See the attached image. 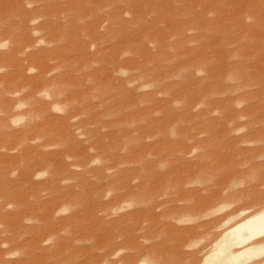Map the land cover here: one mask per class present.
Wrapping results in <instances>:
<instances>
[{"label": "rangeland", "instance_id": "obj_1", "mask_svg": "<svg viewBox=\"0 0 264 264\" xmlns=\"http://www.w3.org/2000/svg\"><path fill=\"white\" fill-rule=\"evenodd\" d=\"M261 1L0 0L6 3L0 6V264L149 262L146 252L135 258L137 241L167 256L176 250L174 258L189 264L212 247L223 218L264 206L253 200L264 195V165H241L238 154L264 144ZM251 2L254 13L241 6ZM31 78L40 81L37 87ZM206 152L212 157H202ZM31 162L36 165L26 170ZM261 162L264 157L255 159ZM233 163L242 170L235 175ZM57 168L61 192L72 190L66 203L49 206L47 178ZM153 181L156 194L182 188L177 194L186 197L177 206L194 203V189L202 196L219 188L223 196L194 216L209 214L165 218L144 239L145 213L135 218L131 212L146 205L140 204L146 191L136 186ZM30 185L44 207L31 198ZM243 188L253 194L239 196ZM19 194L26 198L21 204L29 199L25 208ZM90 207L96 211L91 220L70 222ZM127 255L132 260H123Z\"/></svg>", "mask_w": 264, "mask_h": 264}, {"label": "bare ground", "instance_id": "obj_2", "mask_svg": "<svg viewBox=\"0 0 264 264\" xmlns=\"http://www.w3.org/2000/svg\"><path fill=\"white\" fill-rule=\"evenodd\" d=\"M210 1H217V0H210ZM245 1H247V0H245ZM0 3H2V2H0ZM247 3V2H246ZM252 3V2H251ZM249 3V4H241V6L242 7H246L247 8V10L248 11H251V10H254L255 12H256V10L254 9V8H256L257 7V5L254 3ZM261 3H263V0L261 1ZM6 3H4V4H1L2 6L3 5H5ZM0 5V6H1ZM239 5V4H238ZM240 6V7H241ZM245 8V9H246ZM254 11L252 12V13H254ZM250 13V12H249ZM261 13V11H259V14ZM259 17V16H258ZM264 18V17H263ZM36 18H34V20H35ZM262 19V18H261ZM256 20V19H255ZM18 68V67H17ZM17 68H16V70H17ZM18 69H20V67L18 68ZM31 69V68H30ZM17 72H19V71H17ZM44 72V71H43ZM15 73V72H14ZM22 73V72H21ZM21 73H19L18 75H20ZM24 73V72H23ZM22 73V74H23ZM21 74V75H22ZM25 74V73H24ZM9 75V74H8ZM11 75V74H10ZM15 75H17L16 73H15ZM41 75V74H40ZM12 76V75H11ZM23 76V75H22ZM26 76V75H25ZM34 76V75H33ZM42 76V75H41ZM34 77H37V75L36 76H34ZM12 78V77H11ZM20 78H22V79H24V77H21L20 76ZM46 78V77H45ZM13 79H15V78H13ZM25 79H28V78H25ZM30 79V78H29ZM7 80H10V78L8 79L7 78ZM34 80H36V78H31V80H28V81H32L31 82V86H33V87H37V85H39V80H37V81H34ZM39 81V82H38ZM42 81H43V79H42ZM45 81V80H44ZM27 82V81H26ZM29 82V83H30ZM36 82H38V84L36 83ZM29 83H27L28 85H29ZM44 83V82H43ZM42 84V83H41ZM28 86V87H31V86ZM17 89V88H16ZM30 90V89H29ZM65 90V89H64ZM62 91V92H64V94L66 93L67 94V92L66 91ZM58 93V92H57ZM61 93V92H60ZM59 93V94H60ZM69 93V92H68ZM28 94H29V92H28ZM34 94V93H33ZM33 94H31V95H33ZM63 94V93H62ZM62 94H60V95H62ZM73 93H71V95H72ZM69 95V94H68ZM26 96V95H25ZM24 97V96H23ZM35 97V96H34ZM33 97V98H34ZM29 98H30V96H29ZM23 99H25V98H21V100H23ZM30 99H32V98H30ZM25 101V100H24ZM29 103H30V100H27ZM23 102V101H22ZM28 102H24V103H28ZM21 103V102H20ZM21 104H23V103H21ZM33 106H35V105H33ZM37 106V105H36ZM38 107V106H37ZM37 107H34L35 109H33V107H32V105H31V109L30 110H34L35 112L36 111H38L39 109H41V108H37ZM40 107V106H39ZM7 108V107H6ZM40 111V110H39ZM44 111V110H43ZM45 112V111H44ZM68 112V111H67ZM40 113H43V112H41L40 111ZM38 114V113H37ZM44 114V117H46L45 115H46V113H43ZM63 114V113H62ZM72 114V113H71ZM74 114V113H73ZM49 115V114H48ZM51 115V114H50ZM58 115V114H57ZM70 115V114H69ZM69 115H66V116H69ZM40 116H41V114H40ZM60 116V115H59ZM73 117H75L74 115H72ZM41 117H43V116H41ZM61 117H63V116H60V120H62L61 119ZM48 118V117H47ZM46 118V119H47ZM50 118V117H49ZM48 118V119H49ZM55 119H56V117H55ZM59 123H60V121H59V119L57 118L56 119ZM52 121V120H51ZM54 121V120H53ZM52 121V122H53ZM65 121V120H64ZM55 122V121H54ZM57 122V123H58ZM42 123V122H41ZM61 123H64V122H62L61 121ZM60 123V124H61ZM66 123V122H65ZM65 123H64V125H65ZM39 124V123H38ZM58 125V124H57ZM63 125V126H64ZM37 126V125H36ZM40 129H42V128H40ZM40 129H38V130H40ZM44 129V128H43ZM45 131H46V129H44ZM23 131V130H22ZM41 132H42V130H40ZM44 131V132H45ZM48 131V130H47ZM260 131V130H259ZM44 132H42L43 133V135H44ZM45 134H46V132H45ZM185 134H187V133H185ZM188 134H190V133H188ZM187 134V135H188ZM186 135V136H187ZM253 135V134H252ZM190 137H191V135H190ZM193 137V136H192ZM252 137V136H251ZM187 138H189V135H188V137ZM249 138V137H248ZM182 139V138H181ZM192 139V138H191ZM247 139V138H246ZM184 140V139H183ZM183 140H181V141H183ZM193 140V139H192ZM206 140V139H205ZM201 143V142H200ZM212 143V142H211ZM232 143V142H231ZM215 144V143H214ZM213 144V145H214ZM230 144V143H229ZM175 151V150H174ZM239 151V150H238ZM51 152V151H50ZM49 152V153H50ZM212 152V151H211ZM211 152H209L210 154H211ZM53 153V152H52ZM62 153V152H61ZM207 153V152H206ZM235 153V152H234ZM58 154V153H57ZM238 154H242L243 155V159H242V161H241V165H244V166H250L251 168L253 167V169L254 168H258V167H261L262 165H264V163L263 162H261V163H256L255 164V159L256 158H261V157H264V144L260 147V146H255V147H248V148H243V149H240V151L238 152ZM53 156H55V154H52ZM59 155V154H58ZM62 154H60V156H61ZM202 155V154H201ZM213 155V154H212ZM219 154H217L216 155V157L218 156ZM236 155V154H235ZM49 156V155H48ZM51 157V156H49V158H52V159H54V158H56V156L55 157ZM169 156H170V154H169ZM204 156H208V153H207V155L206 154H204V155H202V157H204ZM210 156V155H209ZM208 156V157H209ZM210 157H212V156H210ZM59 158V157H58ZM61 158V157H60ZM220 157H218V161L217 162H220V160H225L224 159V157H222V159L220 158ZM49 160H51V159H49ZM202 160V159H201ZM212 160V159H211ZM214 160V159H213ZM163 161V160H162ZM208 161H210V160H208ZM257 161V160H256ZM211 162V161H210ZM209 162V163H210ZM35 163H37V162H35ZM207 164V165H210V164ZM223 163V161L221 162V164ZM60 164V163H59ZM215 164H216V162H215ZM36 165V164H35ZM34 162H31V164H29L28 166H26V170H29V169H31V168H33L34 166ZM218 165H220V163H218ZM222 165H224V164H222ZM233 166H232V168L230 169V171H231V173H233V175H235L234 174V172H238V171H242V170H240L239 169V167H237V163H233L232 164ZM252 165V166H251ZM199 166V165H198ZM206 166V165H205ZM211 166V165H210ZM213 166H215V165H213ZM63 167V166H62ZM28 168V169H27ZM60 168V167H59ZM59 168H57V170L56 171H52V172H50L49 173V176H48V181H50L49 183V185H51V188L53 189V192L51 193V194H49L48 193V195H47V200H48V196H49V204L51 203H54V205L55 204H60V202L61 201H63L64 203H66L64 200H66L67 199V195L66 194H68L69 192H70V190H72V189H70V190H68L69 192H66V194L65 193H62L61 192V189H59V188H61L58 184H59V177L62 175L61 174V171L60 170H58ZM205 168H208V167H205ZM25 169V168H24ZM172 169H174V168H172ZM200 169V168H199ZM210 169V167L208 168V170ZM170 170V169H169ZM211 170H213V169H211ZM244 170V169H243ZM204 171H206V170H204ZM24 172H27V173H24ZM28 172L29 171H23V173L25 174H21L20 175V177L22 178V182H26V180H28L27 179V175H28ZM39 172H41V171H39ZM174 172V171H173ZM176 172V171H175ZM174 172V173H175ZM202 172H203V170H202ZM206 172H209V171H206ZM168 173H170V172H168ZM205 173V172H204ZM210 173V172H209ZM61 174V175H60ZM203 174V173H202ZM206 175H207V173H205ZM205 174H203V176H205ZM36 175V174H35ZM37 175H39V174H37ZM150 175H152V174H150ZM149 175V176H150ZM163 175V174H162ZM209 175V174H208ZM146 176H147V174H146ZM155 176V175H154ZM160 177H161V175H159ZM264 176V175H263ZM166 178V177H165ZM221 177H219V179H220ZM20 179V178H19ZM160 179V178H159ZM188 180L186 181V182H188L189 181V179L190 178H187ZM201 179V178H200ZM199 178H197V179H193L192 180V178H191V182H198V183H201L202 182V180H200ZM221 179H224V177L223 178H221ZM219 180V181H223V180ZM148 180V179H147ZM161 180V179H160ZM159 180V181H160ZM163 180V179H162ZM160 181L162 184H163V181ZM206 180V179H205ZM146 181V180H145ZM149 181V180H148ZM204 181V180H203ZM217 181V180H216ZM218 181V182H219ZM225 181H226V179H225ZM183 182V181H182ZM10 183V182H9ZM11 183H13L14 184V181H11ZM27 183V182H26ZM29 183V182H28ZM48 183V182H47ZM159 183V182H158ZM158 183H154V181L153 182H150V183H142L143 185H137L136 186V188L137 189H141V188H143L142 190L143 191H146V193H145V195H146V197H147V199L146 200H143L142 199V201H141V197H139L140 198V204H146L145 205V207H141V208H137L136 210H133L134 212H131L132 214H134L133 216L136 218V217H138L139 215H141V214H144V218H143V220L145 221V222H147V230L148 231H146V233L143 235L144 236V239H150V235L152 236V232H155L156 230H157V226H156V224L158 223L159 225H161V224H165L163 221H164V219L165 218H167V219H174V218H178L177 216H179V215H182L183 213H185V212H187V213H189L188 214V220H194L195 218L197 219L198 217H200V216H202V215H206V214H209L210 212H212L211 210L210 211H208V213H204V214H200V216H194V214L195 213H199V211H201V210H206L207 209V207H210V205L211 204H213V202L214 201H216V199H218L219 197H221L222 198V194H221V192L219 191V188H216V189H218V191L216 190L215 191V189H214V191L212 190V188L210 187V189L209 190H212V192L209 194L208 193V189L207 188H203V190L204 189H207L208 191H205V192H207L205 195H202L201 196V194L200 195H198V194H194L193 192H194V190H191V194L192 195H194L193 197H198L197 199L196 198H194L195 200H193L194 201V203H192L191 205H182V206H177V205H175L176 204V202H178V201H180V200H184V198L186 197V196H179L177 193H179L178 191H181V189L182 188H180V187H177V190L175 189V190H168V191H166V192H162V193H160V194H156V193H154L155 191L157 192V190L155 189L159 184ZM185 183V182H184ZM202 183H204V182H202ZM221 183V182H220ZM260 183V182H259ZM13 184H11L10 185V187H11V189H12V185ZM161 184V185H162ZM181 184V183H180ZM186 184V183H185ZM230 184V183H229ZM253 183H251V185H252ZM257 184V183H256ZM16 185V184H15ZM27 185V184H26ZM29 185V184H28ZM122 185V186H121ZM120 186L121 187H119V189L121 188V189H123L122 187H123V185L124 184H121ZM135 185V184H134ZM177 185V184H176ZM176 185H174V187L176 186ZM251 185H250V187H251ZM14 186V185H13ZM85 186L86 185H84V186H82L83 188H84V190L83 191H85L86 189H85ZM163 186V185H162ZM211 186V185H210ZM218 186V185H217ZM24 187V186H23ZM26 187V186H25ZM28 187V191L31 193V198L33 199L34 198V202H36V203H39V201H41V200H39V201H37L38 199H37V192L33 189V187H31V185H30V187L29 186H27ZM27 187H26V189H27ZM128 187H130V188H127V189H130V190H132V187L131 186H129L128 185ZM161 187V186H160ZM173 187V186H172ZM220 187H222V185H220ZM250 187H249V189H250ZM256 187V186H255ZM135 188V187H134ZM158 189H160L159 187H157ZM248 188V187H247ZM82 189V188H81ZM124 189H126V188H124ZM123 189V190H124ZM155 189V190H154ZM227 189H229V188H227ZM226 189V190H227ZM251 189H252V187H251ZM253 189H254V187H253ZM257 189V188H256ZM67 190V189H66ZM188 190V189H187ZM199 190V189H198ZM226 190H225V193H227L226 192ZM63 191H64V189H63ZM95 192H99L100 190H99V188L97 189V190H94ZM142 191V193H144ZM165 191V190H164ZM183 191V190H182ZM185 191V190H184ZM196 191V190H195ZM229 191V190H228ZM252 194H253V192H252V190H249ZM249 191L247 192H245L244 191V188L242 189V190H239V192H240V194H239V196L242 194L243 196L245 195V194H243V193H249ZM27 192V191H26ZM85 192H87V191H85ZM130 192V191H129ZM210 192V191H209ZM20 193V192H19ZM224 193V194H225ZM254 193H255V191H254ZM21 194V193H20ZM18 195V196H20V199H18V198H16L17 200H19V201H17V203L19 204L18 206H20V202H23V200L25 199L26 200V198H25V195H23V197H21V195ZM23 194V193H22ZM65 194V195H64ZM72 194V193H71ZM89 194V192L87 193V195ZM99 194V193H98ZM140 194V193H139ZM156 194V195H155ZM185 194V193H184ZM183 194V195H184ZM228 194V193H227ZM70 195V194H69ZM73 195V194H72ZM76 195H80V193L78 192V193H75L73 196H70V198H72V197H74V196H76ZM85 195V194H84ZM84 195H81L80 197H83L84 198ZM136 195V194H135ZM142 195V194H141ZM157 195L160 197V196H168V198L166 199V200H161V201H157L156 200V197H157ZM197 195V196H196ZM222 195V196H221ZM232 195H234V197L235 196H237V195H235V193H232ZM242 195H241V197H242ZM248 195H250V193L248 194ZM227 196L228 195H226V198H227ZM230 196H231V194H230ZM239 196H237V197H239ZM246 196V195H245ZM244 196V197H245ZM193 197H192V199H193ZM249 197V196H248ZM247 197V198H248ZM254 197H255V195H254ZM69 198V197H68ZM69 198V199H70ZM87 198H89V196L87 197ZM139 198H137V200L139 199ZM143 198V197H142ZM163 198V197H162ZM166 198V197H165ZM191 198V197H190ZM220 198V199H221ZM233 198V197H232ZM246 198V197H245ZM251 199L253 198V196H251L250 197ZM249 198V199H250ZM40 199V198H39ZM73 199V198H72ZM74 199H76V200H78L77 198H74ZM80 199H82V198H80ZM191 199V200H192ZM241 199V198H240ZM248 199V200H249ZM83 200V199H82ZM85 200V199H84ZM94 200V199H93ZM254 200V202H256L257 204H259V203H262V202H264V195H263V193L262 194H257V196L255 197V199H253ZM252 200V201H253ZM27 201H29V199L27 200ZM27 201L25 202L27 205H28V203H27ZM32 200H30V202H31ZM68 201H70V200H68ZM71 201H74V200H71ZM81 201V200H80ZM230 201V200H229ZM33 202V201H32ZM45 203H48V201L46 202V200L44 201ZM79 202V201H78ZM82 202V201H81ZM80 202V203H81ZM149 202V203H148ZM226 202V201H225ZM224 202V203H225ZM14 203H15V201H14ZM16 203V204H17ZM25 203L24 204H21V206L22 205H24L25 206ZM83 203V202H82ZM221 203V202H220ZM42 203H39V205H41ZM51 204L49 205V206H51ZM88 204H91V203H88ZM132 204V203H131ZM137 204H139V203H137ZM31 205V204H30ZM43 205V204H42ZM41 205V206H42ZM133 205V204H132ZM24 206H22V208L24 207ZM35 206H36V204H35ZM38 206V205H37ZM48 205H46V207H47ZM221 206V205H220ZM219 206V207H220ZM31 207V206H30ZM32 207L33 208H36V207H34V204H32ZM39 207V206H38ZM36 208V211H37V209H39V208ZM42 207H44V206H42ZM25 208V207H24ZM98 208V207H97ZM222 208H223V206H222ZM29 209V208H28ZM220 209H221V207H220ZM17 210V209H16ZM34 209H29V211H33ZM25 211V210H24ZM23 211V212H24ZM28 210L27 211H25V213H24V216L23 217H26L27 215V213L26 212H28V213H30ZM35 211V212H36ZM95 212L96 211H94V209L92 208V207H90V209L88 210V209H86V210H84L83 208L81 209V211H78V212H74L75 214L74 215H71L72 216V218L73 217H77L76 218V220L74 219V221H70V222H72V223H74V222H78V221H83L84 222V220L85 219H87L88 218V220L90 219V216L91 217H93L94 215H95ZM214 212H215V209H214ZM33 213V212H32ZM32 213L31 214H28L29 215V218L30 217H32V218H34V217H36V214L35 213H33V215H34V217H33V215H32ZM197 213V214H198ZM200 213H202V211L200 212ZM23 214V213H22ZM191 214V215H190ZM212 214V213H211ZM30 215H32V216H30ZM93 215V216H92ZM126 215V214H125ZM12 216H15V215H12ZM127 216V215H126ZM129 216V215H128ZM130 216H132V215H130ZM129 216V217H130ZM142 216V215H141ZM15 218H17V216H15ZM26 218H28V217H26ZM31 218V219H32ZM72 218H70V215H69V217H67V218H65V219H71L72 220ZM95 219H96V217H94ZM120 218V217H119ZM221 218V217H220ZM12 219V218H11ZM18 219V218H17ZM25 219V218H24ZM13 220V219H12ZM91 220V219H90ZM141 220V219H140ZM99 221V220H98ZM101 221V220H100ZM212 222V221H211ZM157 224V225H158ZM202 224H204V223H202ZM200 225V224H199ZM145 225L143 224V227H144ZM197 226V225H196ZM222 226H224L223 227V230H221V233L218 235V236H216L213 240H212V242L210 241V246L209 247H211L210 249H208L206 252H201V253H203L201 256L202 257H200V254H199V258L197 259L196 257H194V259H192L191 261H193V260H196V261H194V262H191V263H189V264H264V257L262 258L261 257V255L262 254H264V206H259L258 208H256L255 210H253V211H251V209L249 208V207H242V208H238L237 210H235V211H233L230 215H228V216H226L225 218H223L222 219ZM47 227V226H46ZM45 227V228H46ZM192 227V226H191ZM190 227V228H191ZM194 227H195V225H194ZM197 227H199V226H197ZM202 227V226H201ZM207 227V226H206ZM208 227H209V224H208ZM189 228V229H190ZM193 228V227H192ZM160 229V228H159ZM185 229V228H184ZM188 229V228H187ZM188 229V230H189ZM186 230V229H185ZM209 244H207V245H209ZM175 245V244H174ZM179 245V244H178ZM205 245H206V243H205ZM206 245V246H207ZM132 248L137 252V253H135V258L137 257L136 256V254L138 255V257L139 256H141L142 254H144L145 252H146V254H144V255H146V256H151V257H149V259H150V261L148 262L147 260H145V259H141V260H139L137 263H135V264H182V262H180V260L179 259H176V258H174V253H178V252H176V250L174 251V250H172V251H174V253H173V256H167L166 254H165V252L163 251V250H161V249H158L159 248V246H158V248H157V246H154V245H149V246H144L143 244H142V242H139V241H137L136 243H135V245H133L132 246ZM144 248V249H143ZM202 248H204V247H202ZM174 249V248H173ZM176 249V248H175ZM179 249V248H178ZM201 249V248H200ZM167 250V249H166ZM122 251V248H119V249H117L116 251H114L113 253H112V255H117L119 252H121ZM169 251H171V249H169ZM198 251V250H197ZM203 251V250H202ZM196 252V251H195ZM193 253V252H192ZM191 254V253H190ZM170 255H171V253H170ZM132 256H134V254L132 255ZM131 255L129 256V255H127V256H124L123 257V260H132V257ZM196 258V259H195ZM103 264H106V263H103ZM111 264H122L121 262H116V261H111Z\"/></svg>", "mask_w": 264, "mask_h": 264}]
</instances>
